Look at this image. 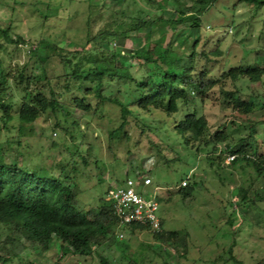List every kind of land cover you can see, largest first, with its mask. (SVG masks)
<instances>
[{
  "label": "rangeland",
  "instance_id": "1",
  "mask_svg": "<svg viewBox=\"0 0 264 264\" xmlns=\"http://www.w3.org/2000/svg\"><path fill=\"white\" fill-rule=\"evenodd\" d=\"M140 8L157 13L147 0H0V25L11 26L13 36L20 35L24 39L0 46L2 67L8 72L11 84L9 92L17 100L14 113L20 109L26 85V81L20 82L19 73L24 70L25 77H29L45 70L52 84L35 83L33 86L47 94L51 86L56 89L71 113L68 124L75 136L73 140L63 131L57 129V134L51 131L56 119L63 120L62 113L41 115L26 122L14 120L9 129L0 121V158L51 177L64 176L63 168L71 173L72 166L77 165L82 189L78 199L86 210L100 206L108 188L115 187L117 180L149 174L154 178V186L148 190L160 187V215L165 230H187L190 234L188 248L159 242L148 230L131 233L124 229L123 242H128L124 251L117 246H103L88 256L69 253L62 258L61 242L55 238L45 253L28 249L20 259L9 264H54L60 258L68 264H130V260L136 261L135 264H261L264 258V173L259 174L247 161L226 163L230 155L226 156L223 150L227 144H235L246 136L255 125L258 150L264 152V76L254 83L222 80L195 105L180 104L174 116L176 120L160 109L149 112L136 109L135 115L128 116L127 124L113 140L109 138V130L121 121L120 108L107 103L103 113L94 110L88 113L75 105L74 98L80 96L76 87L70 92L63 87L66 76H63L64 65L57 55V47L75 62L84 57L85 66L90 65L87 57L91 54L100 61L108 57L106 50L88 43L89 12L93 13L91 33L94 35L113 22L112 14L136 15ZM180 8L193 11L195 0H183ZM178 10L170 7L168 17L180 18ZM201 16V27L188 23L168 28L159 25L132 32L128 38L114 39L110 46L119 52L116 64L139 70L135 52L160 41L183 56L177 70L189 67L191 54L195 52L198 68L206 64L208 77L217 79L232 67L252 63L255 59L252 50L264 47V9L258 10L254 4L219 0ZM43 40L49 45L41 44ZM128 86L113 81L106 91L108 95L126 100L127 96L134 97L133 83ZM119 89L123 92H118ZM236 90L254 104L253 113L242 112L235 106L233 97L226 94ZM188 113L204 115L209 121L199 147L197 143L187 147L174 127L175 121ZM218 131L227 133L228 139L214 142L212 137ZM75 144L79 145L76 154ZM184 180L188 185L195 183L190 195L179 192ZM0 233H4L1 228Z\"/></svg>",
  "mask_w": 264,
  "mask_h": 264
},
{
  "label": "trees",
  "instance_id": "2",
  "mask_svg": "<svg viewBox=\"0 0 264 264\" xmlns=\"http://www.w3.org/2000/svg\"><path fill=\"white\" fill-rule=\"evenodd\" d=\"M133 1L137 2V0ZM218 1L195 0L194 10L186 12L180 8L183 0H147L151 7L156 8L157 13L144 8H140L136 15H127V12H120L118 15L114 13L111 17L113 22H109L94 35L91 33L93 13L90 11L87 17L88 43H95L98 49L106 50L108 57L106 60L100 61L91 54L87 57L90 65L85 66L84 57L75 62L57 47V55L64 65L63 76H66V83L63 87L66 92H70L76 87L80 96L74 98L75 105L88 113L91 110L103 113L107 103L120 108L121 121L109 130V138L113 140L127 124L128 116L135 115L138 109L147 112L152 109H160L175 119L174 116L180 110V104L195 105L222 80L230 79L232 82L248 80L253 83L262 80L264 76V47L262 46L252 50L255 53L252 63L244 62L245 64L241 66L232 67L217 79L208 77L206 64L198 68L195 52L191 54V65L177 70L183 56L165 47L160 41L154 42V46L149 44L144 50L135 52V56L139 60V70L134 71L129 66L116 64L115 59L119 52L110 46L114 39L128 38L132 32H140L145 28L159 25L168 28L188 23L193 27H201L203 24L201 15ZM239 1L254 4L258 10L264 9V0ZM170 7L179 9L180 18L174 20L168 17L167 12L170 11ZM121 15L122 17H120ZM13 35L11 26L0 25V46H3L4 42L20 43L24 41L22 36L14 37ZM40 43L49 45V42L44 40ZM53 48L56 49L55 46ZM2 66L3 61L0 58V121L3 122V127L9 129V125L14 120L26 122L41 115L58 116L59 113H62L63 120L56 119L51 126V131L57 134L56 130L58 129L70 134L74 140V130L68 124L71 113L61 100L60 94L53 86L50 87L49 94L42 88L33 86L35 83L44 84L43 86L52 84L51 78L45 70L29 77H25L24 70L19 73L20 82L26 81V85L21 103H19L20 109L14 113L13 108L17 100L9 92L11 84L8 72ZM113 81H121L127 86L133 83L134 97L127 96L126 100H123L118 95H108L106 87ZM118 92L122 93L123 91L119 89ZM238 93L239 90L226 94L233 97L235 106L242 112L253 113L254 104L242 98ZM71 124L76 125V122L71 121ZM208 126L209 121L206 116L188 113L181 120L175 121L174 127L182 136L187 147L196 143L199 147ZM255 128L256 126L252 125L246 136L241 137L235 144H227L223 151L226 156L235 155L234 163L239 160L247 161L256 167L259 174H263L264 152L260 153L258 150L257 139L254 136ZM212 139L216 143L224 142L228 139V134L218 131ZM18 143L20 145L21 140ZM75 149L76 154L79 145L75 144ZM83 162L85 165L88 164L86 158H83ZM74 163L76 164V162ZM77 167V165L72 166L71 173H67L66 168H63L61 174L63 173L64 176L51 177L44 176L36 169L7 163L3 158H0V228L4 231L3 234L0 233V238H3L0 242V264H9L20 259L28 249L32 252L45 253L51 248V243L55 238L61 242L62 258L69 253L88 256L93 254L97 247L103 246H117L124 251L128 247V242H123L124 239L119 238V234L115 231L118 228L129 230L131 233L148 230L159 242L168 243L172 247L180 245L183 249L188 248L189 232L187 230H165L163 218L162 231H152L139 225L120 227L119 220L113 214L112 206L106 197L98 207H91L87 210L82 208L78 199L82 189L78 182ZM138 175L140 174L127 178ZM67 181L70 183L66 184ZM117 181V185H123L126 180ZM111 188L113 186L108 188L106 194ZM194 190L195 183L179 188L180 193L187 195L192 194ZM157 196L161 202L162 198L159 197V193ZM246 199L245 195L243 200ZM25 241H29V244H26ZM62 258L54 264H68ZM234 260L237 262L236 259ZM135 263L136 261L130 260V264ZM260 263L264 264V258Z\"/></svg>",
  "mask_w": 264,
  "mask_h": 264
},
{
  "label": "built area",
  "instance_id": "3",
  "mask_svg": "<svg viewBox=\"0 0 264 264\" xmlns=\"http://www.w3.org/2000/svg\"><path fill=\"white\" fill-rule=\"evenodd\" d=\"M234 159L235 155H230L226 163ZM151 186H154L153 177L140 174L127 178L123 185H116L109 190L106 200L111 204L120 227L139 225L152 231H162L161 203L157 196L160 187L155 186L153 191H149L148 187ZM181 186H187V180ZM118 234L120 239L126 237L122 229Z\"/></svg>",
  "mask_w": 264,
  "mask_h": 264
},
{
  "label": "clouds",
  "instance_id": "4",
  "mask_svg": "<svg viewBox=\"0 0 264 264\" xmlns=\"http://www.w3.org/2000/svg\"><path fill=\"white\" fill-rule=\"evenodd\" d=\"M154 181V180H153ZM106 196H107V194H106Z\"/></svg>",
  "mask_w": 264,
  "mask_h": 264
}]
</instances>
